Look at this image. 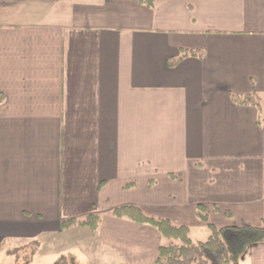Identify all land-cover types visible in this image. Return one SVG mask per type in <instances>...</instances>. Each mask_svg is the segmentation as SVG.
Listing matches in <instances>:
<instances>
[{"label":"crops","instance_id":"1","mask_svg":"<svg viewBox=\"0 0 264 264\" xmlns=\"http://www.w3.org/2000/svg\"><path fill=\"white\" fill-rule=\"evenodd\" d=\"M43 1L61 9L0 22V248L99 215L106 264H157L172 240L124 206L190 237L198 205L217 228L261 226L264 0ZM249 94L260 107L234 101ZM236 264H264V243Z\"/></svg>","mask_w":264,"mask_h":264},{"label":"trees","instance_id":"2","mask_svg":"<svg viewBox=\"0 0 264 264\" xmlns=\"http://www.w3.org/2000/svg\"><path fill=\"white\" fill-rule=\"evenodd\" d=\"M149 8L154 7V0H138ZM195 53H184L183 56L169 62L170 67L179 64L184 56ZM241 105L260 107V98L249 94L242 98H234ZM258 124L264 131V113ZM154 183H150L152 186ZM129 188V187H128ZM112 216L127 219L132 222L149 225L155 228L164 238L175 241L161 246L158 251L157 264H236L244 258L250 247L264 243V223L261 226H228L217 228L209 223V211L203 205L196 208V216L200 222L207 225L211 234L205 242L193 243L190 239V229L186 226H176L169 220L155 218L145 214L136 206H124L112 211ZM100 223L99 215H90L84 219L63 221L62 231L73 226L89 228L97 231Z\"/></svg>","mask_w":264,"mask_h":264},{"label":"rangeland","instance_id":"3","mask_svg":"<svg viewBox=\"0 0 264 264\" xmlns=\"http://www.w3.org/2000/svg\"><path fill=\"white\" fill-rule=\"evenodd\" d=\"M43 3L46 2L43 0H30L25 2L24 0H19V2L11 1L10 4L16 7L10 10L9 8L11 6L9 5H7V9L3 7V13L8 14L1 15L2 12H0V22L23 24L27 23L28 19L30 22L38 20L40 17L37 19H31V17L29 18L27 16H14L11 18V12L22 11L27 15L30 9L34 7L40 10L46 9L47 12L45 13L48 18L51 15L49 13L58 12L61 9L58 5L47 8L46 6H42L44 5ZM32 6L34 7L30 8ZM204 229L194 230L193 235L190 237L191 241L194 243L205 242L211 232L206 227ZM202 231L205 234L207 231L209 234L208 237L202 235ZM174 242L172 240V243ZM101 260V264H106L107 259L101 250V246L98 240L94 239V235L88 228L81 229L76 227L62 235L52 234L50 236L40 237L34 242L29 240L6 241L0 248V264H100L99 262Z\"/></svg>","mask_w":264,"mask_h":264}]
</instances>
